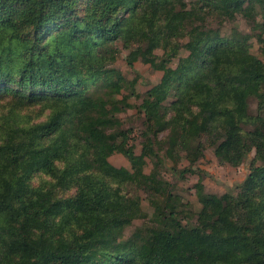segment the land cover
I'll return each instance as SVG.
<instances>
[{"label": "trees", "instance_id": "1", "mask_svg": "<svg viewBox=\"0 0 264 264\" xmlns=\"http://www.w3.org/2000/svg\"><path fill=\"white\" fill-rule=\"evenodd\" d=\"M247 1L252 10L261 5V20L252 22L264 48V0ZM243 2L0 0V83L19 86L4 91L11 96L0 122V264H264V63L250 52L247 34L223 36L203 24L241 12ZM181 37L190 43L188 54L166 71L175 99L161 115L146 117L172 128L175 145L177 137L193 139V154L205 137L230 164L252 151L254 157L234 191L204 195L198 184L196 223L178 221L185 204L166 181H147L154 224L124 237L143 209L140 197L124 190L138 173L128 131L109 119L121 83L109 68L115 44L137 49L155 42L169 61ZM92 80L110 95L75 89ZM48 82L66 89L56 97L33 92ZM151 95L156 104L164 98ZM250 97L255 115L248 113ZM36 104L46 118L22 120L18 110ZM142 150L153 155L146 133ZM111 152L124 154L134 171L113 166ZM35 172L49 179L32 185Z\"/></svg>", "mask_w": 264, "mask_h": 264}, {"label": "rangeland", "instance_id": "2", "mask_svg": "<svg viewBox=\"0 0 264 264\" xmlns=\"http://www.w3.org/2000/svg\"><path fill=\"white\" fill-rule=\"evenodd\" d=\"M88 1L82 0V3ZM243 1L241 12L234 13L230 17L218 14L210 16L205 19L203 24L206 27L218 29L223 36H230L233 31L247 34L250 52L264 63V48L260 43L259 30L255 22H252L253 17L256 21L261 20V5H256L252 10L248 1ZM83 11L84 4L80 7V13ZM178 41V51L169 61H164L163 49L155 42L143 44L137 49L132 45L124 47L118 42L115 44L117 51L109 68L115 72L113 79L118 76L121 78V83L119 92H112L114 100L117 101L114 103L117 109L113 112V117L109 119L118 129L128 131V144L132 145L134 149L133 158L138 173L133 172L135 181L124 185V190L129 195L140 197L143 209V217L133 219L124 228V237L129 236L137 228L154 224L152 207L154 200L149 195L147 181H166L171 194L176 197L175 200L178 199L185 204L177 214L178 221L181 219L184 224L189 218L192 223H196L201 206L197 194L198 184L201 185L199 194L204 195L221 196L225 192L234 191L249 172L250 162L254 157L252 151L239 164H230L216 155V143L206 140L205 137L202 138V141L200 140L202 145L199 146V152L193 154L196 145L193 139L187 138L183 142L181 138L177 137V142L180 145H175L176 135L171 130L172 128L168 126L160 128L157 119L146 117V111L157 112L158 115H161L165 111L164 108L175 99V83H166V71L176 67L178 59L188 54L190 46L187 37H181ZM35 87L33 92L36 95L51 97L58 96L66 89L63 85L53 82L46 83L45 87L39 85ZM16 89H19V86H16V81L10 82V84L0 83V122L8 110L6 103L11 95L7 94H12V91ZM75 89H83L85 93L93 96L108 97L110 95L101 80L80 83ZM4 91H7L6 95H4ZM28 91L26 94L31 93L29 89ZM155 92L164 95V98L157 104L153 101L155 97L149 96ZM247 103L248 113L250 115L257 114L256 98L250 97ZM18 112L22 115L21 119H28L29 123L41 121L48 114V111L42 109L39 104L25 106ZM169 115L170 111L165 114V118L167 119ZM243 126L244 128L248 127L247 125ZM145 133L152 140L153 155L151 156L146 155L142 150ZM108 160L115 167H124L134 171L129 159L120 152H111ZM141 174L146 178L139 179ZM48 179L49 177L42 172H35L30 183L38 185L41 180ZM175 200L171 196L169 203Z\"/></svg>", "mask_w": 264, "mask_h": 264}]
</instances>
